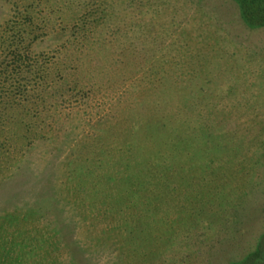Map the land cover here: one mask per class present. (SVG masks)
<instances>
[{"label": "rangeland", "instance_id": "obj_1", "mask_svg": "<svg viewBox=\"0 0 264 264\" xmlns=\"http://www.w3.org/2000/svg\"><path fill=\"white\" fill-rule=\"evenodd\" d=\"M0 264H264V0H0Z\"/></svg>", "mask_w": 264, "mask_h": 264}, {"label": "trees", "instance_id": "obj_2", "mask_svg": "<svg viewBox=\"0 0 264 264\" xmlns=\"http://www.w3.org/2000/svg\"><path fill=\"white\" fill-rule=\"evenodd\" d=\"M257 253H259L258 251H257ZM258 256V255H257Z\"/></svg>", "mask_w": 264, "mask_h": 264}]
</instances>
